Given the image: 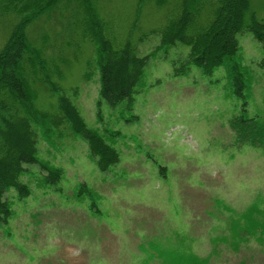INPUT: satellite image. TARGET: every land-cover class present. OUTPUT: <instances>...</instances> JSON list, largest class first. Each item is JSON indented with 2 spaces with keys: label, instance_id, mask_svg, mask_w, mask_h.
Returning a JSON list of instances; mask_svg holds the SVG:
<instances>
[{
  "label": "rangeland",
  "instance_id": "374dc122",
  "mask_svg": "<svg viewBox=\"0 0 264 264\" xmlns=\"http://www.w3.org/2000/svg\"><path fill=\"white\" fill-rule=\"evenodd\" d=\"M180 2L96 0L112 46L129 42L137 56L148 55L132 107L102 101L99 117L96 56L90 38L82 35L81 10L62 3L28 25L27 36L42 51L52 80L86 125L119 132L107 142L120 160L100 171L67 123L51 144L38 135V158L61 168L62 176L55 184H41L40 167L24 166L20 180L30 194L19 198L13 188L5 193L12 215L0 224V264H163L148 259V246L141 244L177 237L205 264H264V146L233 143L229 119L240 113L241 97L228 89L224 66L209 76L194 66L175 76L173 62L179 65L187 47L178 42L156 49ZM250 8L264 21V0H250ZM16 21L15 13L0 10V49ZM237 39L245 113L264 118V52L249 30ZM32 87L37 108L57 111L56 92L37 75ZM79 185L98 196L96 212L89 196L76 194ZM252 208L257 209L247 220Z\"/></svg>",
  "mask_w": 264,
  "mask_h": 264
},
{
  "label": "trees",
  "instance_id": "16d2710c",
  "mask_svg": "<svg viewBox=\"0 0 264 264\" xmlns=\"http://www.w3.org/2000/svg\"><path fill=\"white\" fill-rule=\"evenodd\" d=\"M142 2L144 0H141ZM75 4L83 14L82 35L88 36L95 51L98 72L99 106L102 101L110 107L123 103L130 108L136 86L143 79L148 55L137 56L133 47L126 42L115 49L102 31V21L96 10V0H2L0 10L12 11L17 21L7 40L0 49V224L7 223L12 209L5 193L13 188L19 198L30 194V187L20 180L25 165L37 164L44 172L41 184H55L62 176V169L42 161L37 156V138L41 134L52 143L62 124L67 123L73 134L86 142L88 153L97 168L108 171L120 160V153L108 143L119 135L118 131L104 129L100 132L84 122L77 107L61 92V86L51 78L42 51L36 48L27 36L28 25L38 17L50 13L57 6ZM249 30L261 44L264 52V21H259L250 8V0H181L179 12L169 17L161 31L156 49L169 48L178 42L187 47L183 59L173 62V75L189 72L191 66L205 76L224 66L227 87L241 97V111L229 119L235 145H247L261 149L264 146V118L246 115V77L242 65L237 33ZM264 65V56L261 59ZM61 76L59 71H56ZM85 77L87 72L84 73ZM48 91L57 93V111L40 110L35 104L37 92L32 87L35 76ZM34 78V79H33ZM130 116L127 120H132ZM86 194L92 199L89 208L96 212V193L79 185L77 195ZM255 209H248L247 220ZM261 213H264L261 210ZM264 226V222H263ZM263 231V230H262ZM264 232V231H263ZM163 244L146 241L148 259L159 258L163 264H205L206 259L191 251L184 239ZM154 253H157L156 256Z\"/></svg>",
  "mask_w": 264,
  "mask_h": 264
}]
</instances>
